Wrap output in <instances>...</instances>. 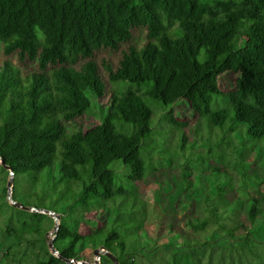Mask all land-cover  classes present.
<instances>
[{
	"label": "trees",
	"instance_id": "16d2710c",
	"mask_svg": "<svg viewBox=\"0 0 264 264\" xmlns=\"http://www.w3.org/2000/svg\"><path fill=\"white\" fill-rule=\"evenodd\" d=\"M136 31L144 33L141 46ZM123 45L115 62L108 53ZM229 71L238 76L223 89ZM106 78L136 87L116 91ZM145 96L156 106H171L166 117L172 124H180L172 107L186 101L211 129L224 132L232 149L236 136L264 145V0H0V194L7 192L2 181L12 171L14 200L17 193L30 195L28 183L58 190L65 206L50 208L61 214L53 237L60 256L37 223L39 237L26 240L35 251L32 264H89L93 260L82 254L89 247H104L121 264H135L128 231L155 241L137 220L80 232L87 213L128 201L147 174L143 144L155 130ZM93 105L100 106L102 119L87 127L84 115ZM181 139L183 149L184 132ZM33 215L54 221L45 213ZM261 216L253 197L247 219L255 227ZM207 223L187 220L194 228ZM6 229L14 231L9 224ZM224 232L247 246L256 241L246 222ZM98 264L114 263L102 255Z\"/></svg>",
	"mask_w": 264,
	"mask_h": 264
},
{
	"label": "rangeland",
	"instance_id": "374dc122",
	"mask_svg": "<svg viewBox=\"0 0 264 264\" xmlns=\"http://www.w3.org/2000/svg\"><path fill=\"white\" fill-rule=\"evenodd\" d=\"M177 27L178 24H175L173 29ZM134 39L141 46L145 41L144 33L136 31ZM125 48L123 45L117 51H109L108 55L117 62V54L121 55ZM237 76L234 71L224 74L222 88L233 87ZM104 81L116 91L125 92L130 87H136L129 83L112 82L108 78ZM144 100L154 110L155 130L152 138L143 144V156H146L149 165L147 174L142 181L135 183L132 198L128 201H119L116 205L108 203L105 212L93 209L87 213L80 232L87 234L91 228L105 223L110 225L113 220L126 224L135 220L141 222L155 241L145 239V235L137 229L128 231L126 238L128 245L134 246L135 264H255L260 256L264 258V216L256 221L255 227L247 219L253 197L259 200L264 211V145L260 141L236 136L233 142L238 147L232 149L227 138H223L224 132L218 127L211 129L186 101L179 100L172 107L174 117L180 123L172 124L166 117L171 106H156L146 96ZM103 103L107 104V100ZM101 119L100 106L96 105L84 115L87 127L96 125ZM71 131L70 126L68 132ZM181 132L187 136L183 149ZM252 147L255 149L251 150ZM126 169L129 171L127 166ZM121 171L125 173L122 167ZM229 172L231 183L236 187L230 186ZM11 176L10 173L2 181L7 192L0 194V264H32L35 251L26 240L39 237L33 230L37 223L47 229L48 242L54 237V216L61 214L54 211L51 214L46 209L51 210L57 205L64 210V204L59 203L63 194L42 185L34 187L25 183V190L30 195L25 197L17 193L14 200L11 187H8ZM133 199L135 202H132ZM15 202L26 207L16 205L25 212L14 210L11 206H15ZM34 212L45 213L54 221L47 217L39 220ZM80 215L78 212L77 216ZM204 218H208V223L203 228L187 224V220L196 222ZM243 222L254 230L251 236L256 241L252 246L244 245L224 232L225 228ZM8 224L14 230L11 233L6 229ZM119 231L124 233L122 228ZM14 234H22L23 237L19 239ZM94 250L89 247L82 253L93 260L89 264H95L97 257Z\"/></svg>",
	"mask_w": 264,
	"mask_h": 264
},
{
	"label": "water",
	"instance_id": "95a60500",
	"mask_svg": "<svg viewBox=\"0 0 264 264\" xmlns=\"http://www.w3.org/2000/svg\"><path fill=\"white\" fill-rule=\"evenodd\" d=\"M1 162H2V164L4 166H6L3 160ZM11 174H12V176L10 177V179L8 181V187H12V180H13V173H12V171H11ZM16 205L23 207L20 203H16L15 202V206ZM23 208H26V207H23ZM46 211L49 212V213H51V214H54V212L52 210L46 209ZM54 219H55V230H56L55 232H57L59 230V226H60V215L59 214H55ZM49 247H50L51 251L54 254H57L58 256H60L58 254V251L55 249V247L53 245V238L49 241ZM94 254L97 257L95 259V264H98V262H99V260H100V258H101L102 255H106L109 259L112 260V262L114 264H121L119 262L118 258L114 254H112L111 252L107 251L104 247H100V248L95 249L94 250ZM66 261L69 262L70 260H66ZM81 263H85V262L84 261H82V262H76V264H81Z\"/></svg>",
	"mask_w": 264,
	"mask_h": 264
}]
</instances>
